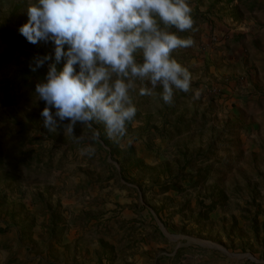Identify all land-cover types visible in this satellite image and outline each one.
I'll return each instance as SVG.
<instances>
[{
    "label": "rangeland",
    "instance_id": "rangeland-1",
    "mask_svg": "<svg viewBox=\"0 0 264 264\" xmlns=\"http://www.w3.org/2000/svg\"><path fill=\"white\" fill-rule=\"evenodd\" d=\"M189 3L194 44L172 55L191 90L134 93L125 138L78 123L77 143L40 115L47 63L29 64L53 45L19 33L28 0H0V264H264V0Z\"/></svg>",
    "mask_w": 264,
    "mask_h": 264
},
{
    "label": "clouds",
    "instance_id": "clouds-1",
    "mask_svg": "<svg viewBox=\"0 0 264 264\" xmlns=\"http://www.w3.org/2000/svg\"><path fill=\"white\" fill-rule=\"evenodd\" d=\"M26 11L19 33L31 44L53 45L52 55L29 64L36 72L47 63L35 94L45 104L40 115L49 133L62 130L80 143L79 123L99 142L94 124H101L107 138L120 141L137 114L134 93L152 97L159 87L171 105L174 90H191V72L172 55L194 44L179 35L193 29L189 0H28ZM79 152L91 156L95 147Z\"/></svg>",
    "mask_w": 264,
    "mask_h": 264
},
{
    "label": "crops",
    "instance_id": "crops-1",
    "mask_svg": "<svg viewBox=\"0 0 264 264\" xmlns=\"http://www.w3.org/2000/svg\"><path fill=\"white\" fill-rule=\"evenodd\" d=\"M253 23L249 26V28H251V30L253 29ZM236 50V55L234 59L239 58V56L241 57L243 54L241 52H243L242 48L240 45H236L235 46ZM239 52V53H238ZM249 56H251V58L253 59V68H255V70L257 71L258 74V78L259 79H263L264 78V47H259L258 49H253L252 52H248ZM242 54V55H241ZM252 72V71H251Z\"/></svg>",
    "mask_w": 264,
    "mask_h": 264
},
{
    "label": "trees",
    "instance_id": "trees-1",
    "mask_svg": "<svg viewBox=\"0 0 264 264\" xmlns=\"http://www.w3.org/2000/svg\"><path fill=\"white\" fill-rule=\"evenodd\" d=\"M162 190L164 191V190H165V188H163ZM163 191H162V192H163ZM0 233H1V232H0Z\"/></svg>",
    "mask_w": 264,
    "mask_h": 264
}]
</instances>
